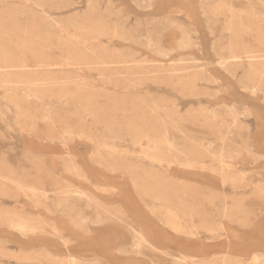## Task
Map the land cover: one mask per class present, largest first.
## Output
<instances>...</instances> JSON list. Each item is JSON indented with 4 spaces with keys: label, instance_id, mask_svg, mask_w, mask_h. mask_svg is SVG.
<instances>
[{
    "label": "rangeland",
    "instance_id": "rangeland-1",
    "mask_svg": "<svg viewBox=\"0 0 264 264\" xmlns=\"http://www.w3.org/2000/svg\"><path fill=\"white\" fill-rule=\"evenodd\" d=\"M0 264H264V0H0Z\"/></svg>",
    "mask_w": 264,
    "mask_h": 264
},
{
    "label": "bare ground",
    "instance_id": "bare-ground-1",
    "mask_svg": "<svg viewBox=\"0 0 264 264\" xmlns=\"http://www.w3.org/2000/svg\"><path fill=\"white\" fill-rule=\"evenodd\" d=\"M183 46V45H182ZM184 47V46H183ZM186 47V46H185ZM231 49V48H230ZM236 57V56H235ZM234 57V58H235ZM238 60V59H237ZM250 61V60H249ZM225 62V61H224ZM227 63V62H226ZM219 64H221V63H219ZM222 65V64H221ZM239 65V64H238ZM230 66V65H229ZM247 70V69H246ZM233 71V70H232ZM248 71V70H247ZM246 72V71H245ZM252 88V87H251ZM255 88V87H254ZM73 193V192H72ZM173 241V240H172ZM184 243H186V242H184ZM65 245V244H64Z\"/></svg>",
    "mask_w": 264,
    "mask_h": 264
}]
</instances>
